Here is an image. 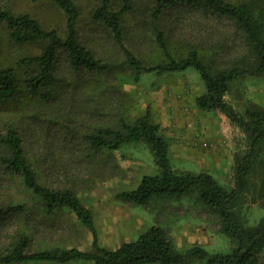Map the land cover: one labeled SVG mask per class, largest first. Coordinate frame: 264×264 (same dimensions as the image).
<instances>
[{"label": "trees", "instance_id": "16d2710c", "mask_svg": "<svg viewBox=\"0 0 264 264\" xmlns=\"http://www.w3.org/2000/svg\"><path fill=\"white\" fill-rule=\"evenodd\" d=\"M43 1L63 12L62 32L48 29L32 14L17 12L0 1V24L9 29L13 42L45 45L41 54L20 60L27 70L24 78L13 67L0 69V103L20 99L28 102L27 114L16 122H8L0 132V192L19 182L28 197L43 208L46 218L55 217L60 210L70 211L92 234V249L32 250L31 237L22 232L29 225L27 200L4 203L0 196V230L12 222L15 230H21L8 246L0 248V264H262L264 218L248 226L239 211L245 197L252 193L263 200L264 207V107L251 102L241 113L226 97L235 82L264 75V0H145L142 4L139 0H119V6L117 0H93L97 4L93 20L104 27L108 42L120 48L136 81L144 74L164 75L193 68L205 86V93L196 97L199 109L219 111L243 130L248 149L236 157L232 189L206 172L176 171L171 164L169 143L149 113L133 123L124 117L117 118L114 125L100 123L95 131L79 138L47 135L51 125L58 124L63 108L69 107L71 115L98 118L96 115L101 113L92 106L98 103L103 108L100 101L107 90L104 81L114 77L116 66L109 57L106 60L96 55L82 39L78 0ZM211 20L229 24L230 32L220 34ZM138 25L151 34L156 44L155 62L145 64L127 46L128 30ZM32 124L38 127L36 132L32 131ZM60 143L75 146L73 152L85 151L88 159L102 151H118L124 145L146 144L159 174L144 176L137 188L119 193L118 198L148 207L159 199L196 194L219 219L222 234L233 242L234 248L229 253L213 254L201 246L179 251L167 231L157 225L117 249L102 246L93 214L76 192L68 184L54 186L46 182L48 176L54 182L71 176V172L66 174L65 165L59 171L57 160L49 157V150ZM71 157L73 163L78 161ZM25 217L27 223L22 222Z\"/></svg>", "mask_w": 264, "mask_h": 264}, {"label": "rangeland", "instance_id": "374dc122", "mask_svg": "<svg viewBox=\"0 0 264 264\" xmlns=\"http://www.w3.org/2000/svg\"><path fill=\"white\" fill-rule=\"evenodd\" d=\"M0 1L17 12L32 14L48 29H59L60 32L64 29L63 12L50 2ZM144 1L139 0L141 4ZM78 4L81 9L79 28L82 39L93 48L96 55L106 60L109 57L116 66V73L114 77L104 81L107 84L103 86L107 90L104 99L100 101L103 108L98 103L92 106V109L101 113L96 115L98 118L89 114H83V117L75 113L71 115V109L66 107L61 111L58 124H52L53 128L48 130L47 135L79 138L95 131L101 124L114 125L117 118L124 117L128 123H133L149 113L152 122L160 126V134L169 143L171 164L176 171L197 174L206 172L222 186L232 189L235 183L236 157L247 151L248 141L243 130L221 112L199 109L196 97L205 93L199 73L189 68L179 73L144 74L140 81H136L120 48L108 42L104 27L93 20L97 4L93 0H78ZM116 4L119 6V0ZM143 7L140 6L142 9ZM211 23L222 35L231 30L229 24L224 22L211 20ZM132 26H129L127 32L128 48L145 64L155 62L158 53L151 34L140 25ZM179 26L181 25L178 23L177 30H180ZM178 34L179 32L176 35ZM44 46L43 43L18 45L12 41L9 29L0 24V69L13 67L24 78L27 70L20 64V60L28 55L41 54ZM61 67L66 68V65L61 63ZM88 87H91L90 84ZM20 100L0 103V132L8 122H16L27 114L25 110L28 102ZM226 100L241 113L251 102L264 107V75L235 82ZM37 130L38 127L32 124V131ZM74 147L60 143L59 147L51 148L48 153L49 157L57 160L59 171L65 165L66 174L71 172L70 177H74L69 179L70 177L63 176L54 182L52 176H48L46 182L54 186L68 184L76 192L93 214L102 246L117 249L125 242L137 240L148 228L157 225L167 231L179 251L201 246L213 254L229 253L234 248L233 242L222 234L219 219L204 206L196 194L181 199H159L148 207L135 206L118 198L119 193L137 188L144 176L159 174L153 154L146 144L124 145L118 151H102L91 159H88L85 151L76 149L73 152ZM72 155L78 160L76 163L72 162ZM0 196L4 203L27 200L26 215L29 221L25 217L22 222L28 221L29 225L22 232L31 237L32 250L77 248L91 251L92 234L70 211L60 210L55 217L46 218L43 208L28 197L19 182L10 184L7 190L0 192ZM262 202L254 193L248 194L242 202L239 213L248 226H254L264 218ZM15 229L16 224L12 222L5 230H0V248L8 246L17 237V232L21 230Z\"/></svg>", "mask_w": 264, "mask_h": 264}]
</instances>
